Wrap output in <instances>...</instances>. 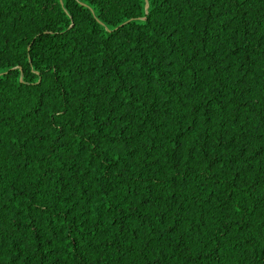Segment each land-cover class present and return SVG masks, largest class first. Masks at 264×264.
<instances>
[{
    "label": "trees",
    "instance_id": "trees-1",
    "mask_svg": "<svg viewBox=\"0 0 264 264\" xmlns=\"http://www.w3.org/2000/svg\"><path fill=\"white\" fill-rule=\"evenodd\" d=\"M0 264H264V0H0Z\"/></svg>",
    "mask_w": 264,
    "mask_h": 264
}]
</instances>
